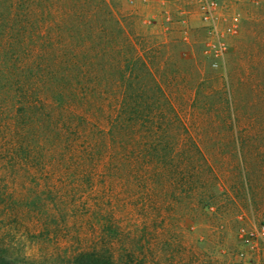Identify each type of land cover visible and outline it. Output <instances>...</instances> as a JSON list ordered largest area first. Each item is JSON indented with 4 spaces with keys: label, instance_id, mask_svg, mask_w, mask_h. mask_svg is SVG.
<instances>
[{
    "label": "rangeland",
    "instance_id": "rangeland-1",
    "mask_svg": "<svg viewBox=\"0 0 264 264\" xmlns=\"http://www.w3.org/2000/svg\"><path fill=\"white\" fill-rule=\"evenodd\" d=\"M112 1L132 14L137 30L159 36V76L174 83L168 91L200 142L219 152L239 135L257 133L254 124L228 116L264 112V0H219L213 19L202 17L196 0ZM83 148L80 139L74 149L52 153V165L0 158V255L27 264H69L90 251L111 253L115 264L123 254L129 262L131 253L142 259L128 264H244L243 225L264 219L263 165L250 184L245 158L228 151L212 158L218 188L199 203L175 183L168 160L161 170L138 166L140 158L78 167L77 158H87Z\"/></svg>",
    "mask_w": 264,
    "mask_h": 264
},
{
    "label": "trees",
    "instance_id": "trees-1",
    "mask_svg": "<svg viewBox=\"0 0 264 264\" xmlns=\"http://www.w3.org/2000/svg\"><path fill=\"white\" fill-rule=\"evenodd\" d=\"M114 6L112 0H0V158L52 165V153L72 150L82 139L87 158H77L78 167L140 158L138 166L161 170L168 160L175 183L203 203L218 188L212 158L229 152L245 158L247 181L257 182L256 168L264 166V112L232 110V123L247 120L257 133L245 132L219 152L204 145L168 91L174 83L159 76V36L151 40L134 27L132 14ZM140 255L127 256L135 262ZM0 264L27 263L0 255ZM69 264L115 262L111 253L90 251Z\"/></svg>",
    "mask_w": 264,
    "mask_h": 264
},
{
    "label": "built area",
    "instance_id": "built-area-1",
    "mask_svg": "<svg viewBox=\"0 0 264 264\" xmlns=\"http://www.w3.org/2000/svg\"><path fill=\"white\" fill-rule=\"evenodd\" d=\"M129 4L135 5L138 0H127ZM158 1V0H143ZM200 13L203 18L213 19L217 15L219 0H196ZM166 18H170L166 14ZM243 240L246 249L243 250L244 264H260L259 259L264 254V219L256 227H247L243 225ZM262 264V263H261Z\"/></svg>",
    "mask_w": 264,
    "mask_h": 264
},
{
    "label": "crops",
    "instance_id": "crops-1",
    "mask_svg": "<svg viewBox=\"0 0 264 264\" xmlns=\"http://www.w3.org/2000/svg\"><path fill=\"white\" fill-rule=\"evenodd\" d=\"M154 2H157V3H166V4H170V5H174L176 4V0H158V1H154Z\"/></svg>",
    "mask_w": 264,
    "mask_h": 264
}]
</instances>
